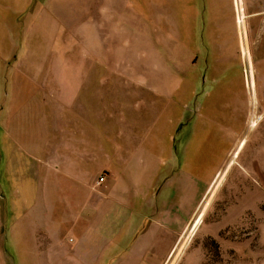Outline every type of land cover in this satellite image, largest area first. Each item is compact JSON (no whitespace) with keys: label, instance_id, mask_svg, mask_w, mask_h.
Segmentation results:
<instances>
[{"label":"crops","instance_id":"crops-1","mask_svg":"<svg viewBox=\"0 0 264 264\" xmlns=\"http://www.w3.org/2000/svg\"><path fill=\"white\" fill-rule=\"evenodd\" d=\"M53 4L60 16L59 1ZM101 9L107 22L112 7ZM135 11V21H142L143 11ZM153 11L159 22L153 29L133 24L136 46H168L169 69L88 71V86L62 87L32 109L41 111V125L32 121L11 130L9 169L27 163L30 174L42 179L27 189L19 215L0 216V233L9 224L0 240V264H169L208 195L190 235L238 172L233 167L220 181V170L205 177L200 157L195 154L193 166L192 154L208 142L216 154L218 145L230 141L238 154H264L256 144H264V119H253L258 106L241 93L243 76L248 85L246 56L254 101L264 88V0H162ZM122 41L121 47L128 45ZM199 86L203 98L194 119ZM244 126L253 134L261 128L249 151L250 138L237 132ZM254 168L241 167L249 174ZM254 262L264 264V254Z\"/></svg>","mask_w":264,"mask_h":264},{"label":"rangeland","instance_id":"rangeland-1","mask_svg":"<svg viewBox=\"0 0 264 264\" xmlns=\"http://www.w3.org/2000/svg\"><path fill=\"white\" fill-rule=\"evenodd\" d=\"M28 1L0 0V216L19 215L23 208L20 205L30 193L27 189L42 179L41 175L30 174L29 171L33 169L28 168L27 163L20 162L19 167L12 170L8 165V155L15 145L10 143L11 130H22L27 122L31 125L32 121L41 125V111L32 109H40L47 100L50 102L51 98H47L49 94L59 93L62 87L79 90L88 86V71H160L169 69L170 65L168 46H136L134 36H137V32L132 30L133 24L153 29L154 24L159 23L153 17L154 4L162 0H114L113 4L110 0H34L32 5H26ZM47 1L51 9L54 1H59L60 16L54 8L51 10L53 14L43 10L47 7ZM26 6L28 10L24 14L22 12ZM103 7H112L107 22L104 20L106 15L99 14ZM135 10L143 11L142 21H135ZM48 24L50 29H47ZM122 39L128 45L121 47ZM108 41L111 42L109 46L106 44ZM114 42L120 46H113ZM245 62L248 85H244L243 76L241 93L246 103L253 105L255 102V106H258L253 119L258 117V122H261L264 119V88H259L258 99L254 101L247 56ZM245 71L242 69L243 73ZM50 72L51 75H48ZM58 72H66L63 79L55 78ZM79 73L82 74L81 78L78 77ZM15 87L18 89L16 94ZM200 87H197L192 102L194 119L198 116L195 105L202 103L203 98ZM35 113H39V116ZM49 115L52 116L53 111H49ZM237 132L241 133L240 139L244 136L250 138L246 149L249 151L256 134L245 126L237 127ZM256 144L259 150L264 146L261 142ZM232 146L233 141L218 145L214 154L215 150L208 142L203 149H198V153L195 151L192 154L193 166L195 154L197 158L200 157L198 160H201L205 177L209 174L214 176L220 170L217 177L220 181L233 167L238 172L232 173L224 182L208 206L201 224L190 235L208 195L169 264H251L252 259L264 254V240L261 239L264 230V154H238L237 150L233 152ZM36 159L38 164L49 166V162ZM234 160H237L236 165ZM250 165L256 166V173L249 174L241 169ZM243 176L248 183L242 180ZM247 185H254L256 189ZM39 195H42L41 191ZM7 227L1 229L0 240L9 233ZM5 240L10 244L8 236ZM178 254L179 257L175 259Z\"/></svg>","mask_w":264,"mask_h":264},{"label":"built area","instance_id":"built-area-1","mask_svg":"<svg viewBox=\"0 0 264 264\" xmlns=\"http://www.w3.org/2000/svg\"><path fill=\"white\" fill-rule=\"evenodd\" d=\"M238 14H239V20H240V23H241V19H240V12L238 11ZM242 24V23H241ZM249 74H251V70H250V72H249ZM251 78V77H250ZM104 181H105V177L104 176H102V177H100L99 178V180H98V185H100V184H103L104 183Z\"/></svg>","mask_w":264,"mask_h":264},{"label":"bare ground","instance_id":"bare-ground-1","mask_svg":"<svg viewBox=\"0 0 264 264\" xmlns=\"http://www.w3.org/2000/svg\"><path fill=\"white\" fill-rule=\"evenodd\" d=\"M251 126H253V124Z\"/></svg>","mask_w":264,"mask_h":264}]
</instances>
